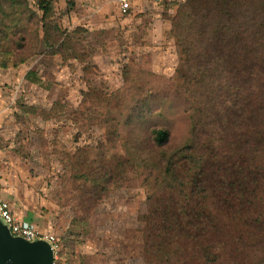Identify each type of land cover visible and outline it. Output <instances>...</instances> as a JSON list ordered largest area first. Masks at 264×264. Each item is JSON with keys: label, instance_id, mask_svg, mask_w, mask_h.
<instances>
[{"label": "trees", "instance_id": "obj_1", "mask_svg": "<svg viewBox=\"0 0 264 264\" xmlns=\"http://www.w3.org/2000/svg\"><path fill=\"white\" fill-rule=\"evenodd\" d=\"M56 3L0 0L1 70L41 45L77 58V30L51 22ZM174 6L173 76L159 91L82 94L104 139L62 156L65 190L84 215L141 188L148 264H264V0Z\"/></svg>", "mask_w": 264, "mask_h": 264}, {"label": "rangeland", "instance_id": "obj_2", "mask_svg": "<svg viewBox=\"0 0 264 264\" xmlns=\"http://www.w3.org/2000/svg\"><path fill=\"white\" fill-rule=\"evenodd\" d=\"M54 1L51 22L77 30L70 37L77 58L49 55L41 45L26 64L0 69V149L25 165L26 177L17 175L43 203L40 228L60 243L55 264H148L139 220L146 213L143 190H111L89 214H77L61 159L104 139L83 93L159 91L162 79L173 76L178 60L169 20L184 0H125L126 13L121 0ZM8 167L0 160L5 176Z\"/></svg>", "mask_w": 264, "mask_h": 264}, {"label": "crops", "instance_id": "obj_3", "mask_svg": "<svg viewBox=\"0 0 264 264\" xmlns=\"http://www.w3.org/2000/svg\"><path fill=\"white\" fill-rule=\"evenodd\" d=\"M0 160L9 161L7 175L5 176L0 170V176L2 177L0 179V199L11 205L21 221L32 223L41 229L40 211L43 203L35 198L36 194L28 186L26 187L25 184L20 182L17 175L22 171L26 177L25 165L20 162L16 154L5 149H0ZM41 230L47 231L46 229Z\"/></svg>", "mask_w": 264, "mask_h": 264}, {"label": "water", "instance_id": "obj_4", "mask_svg": "<svg viewBox=\"0 0 264 264\" xmlns=\"http://www.w3.org/2000/svg\"><path fill=\"white\" fill-rule=\"evenodd\" d=\"M0 264H54V254L43 240L29 242L13 236L0 219Z\"/></svg>", "mask_w": 264, "mask_h": 264}, {"label": "built area", "instance_id": "obj_5", "mask_svg": "<svg viewBox=\"0 0 264 264\" xmlns=\"http://www.w3.org/2000/svg\"><path fill=\"white\" fill-rule=\"evenodd\" d=\"M129 4L125 0H121L120 10L126 13ZM0 219L9 227L11 234L15 237H21L29 242L43 240L47 242L54 254V264L58 260L60 254V243L58 238L51 232L39 229L32 223L21 221L18 214L13 210L11 205L0 199Z\"/></svg>", "mask_w": 264, "mask_h": 264}]
</instances>
